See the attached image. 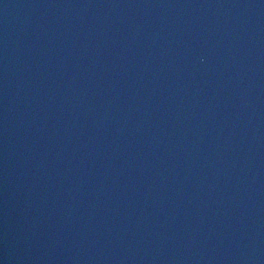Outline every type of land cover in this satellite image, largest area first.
Segmentation results:
<instances>
[{
    "label": "water",
    "instance_id": "water-1",
    "mask_svg": "<svg viewBox=\"0 0 264 264\" xmlns=\"http://www.w3.org/2000/svg\"><path fill=\"white\" fill-rule=\"evenodd\" d=\"M0 264H264V0H0Z\"/></svg>",
    "mask_w": 264,
    "mask_h": 264
}]
</instances>
